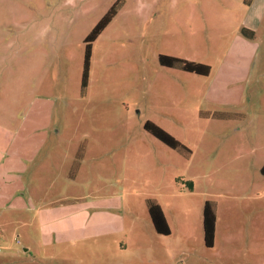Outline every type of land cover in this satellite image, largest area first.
<instances>
[{"label":"rangeland","instance_id":"374dc122","mask_svg":"<svg viewBox=\"0 0 264 264\" xmlns=\"http://www.w3.org/2000/svg\"><path fill=\"white\" fill-rule=\"evenodd\" d=\"M112 7L83 86L87 35ZM245 23L260 28L247 73L252 51L236 41ZM161 53L208 63L211 72L164 65ZM202 110L242 114L223 119ZM147 120L186 143L191 156L150 133ZM80 136L91 150L77 178H67ZM23 147L33 152L22 165ZM10 156L35 202L65 194L85 198L76 208L119 207L101 212L104 223L95 208L84 212L89 225L69 217L67 228L61 223L66 248L21 264H264V0H0L2 192L13 184L3 178ZM33 170L37 180L28 185ZM112 194L119 196L93 200ZM148 197L164 203L170 234L155 230ZM208 198L217 201L213 246L204 242ZM5 202L0 232L34 213ZM99 224L115 232L96 235Z\"/></svg>","mask_w":264,"mask_h":264},{"label":"crops","instance_id":"0c3cea01","mask_svg":"<svg viewBox=\"0 0 264 264\" xmlns=\"http://www.w3.org/2000/svg\"><path fill=\"white\" fill-rule=\"evenodd\" d=\"M243 26L254 29L256 31L255 37L248 38L244 36L241 32V28ZM243 26L240 27L239 32L236 35L237 36L236 41H240L242 44L249 45L252 51L251 52L252 57L250 59V63L246 61L247 63L244 67L246 68V73H247L252 68L253 59L255 58V54L257 53V48H258L257 36L259 34L258 31L260 28L253 24H247V23L243 24ZM242 52L243 54H245L244 51ZM235 54L236 53H232L229 51V55H228L229 59H233ZM246 60H247V55H246ZM82 140H84V138L83 136L82 137L80 136L76 143L80 144V141ZM90 148H91L90 144L88 143L87 151H86V154L83 160H85V157L90 153V150H91ZM32 152H33V149H31V147L30 148L29 147L20 148L16 153V157H19V159L17 160L18 164L21 163L23 165L25 164V162L23 163L22 161H25V160L29 161V157ZM97 152H100V151H97ZM10 160H15V157L11 158L10 156L8 160H5L4 163L6 165H5V171L3 173V178L4 180H10L8 181V184H12V183L13 184L11 186L10 191L2 192V190L0 189V198L6 199V202H5L6 204L4 206H6L7 208L16 209L17 212L19 213H22V212L27 213L28 211H34V213L32 217L29 218V220H22L20 219V217H17L15 218V220H12V223H15V226L13 228V231L11 232L8 230L7 227H3L7 225L10 221L1 222V225L3 228H2V231L0 232V264H17V263L21 264L24 262H30V261L33 262L36 259L43 260L44 258L47 257L46 255H48L53 248H66V245L63 242L68 241V238L63 237L62 234H67L66 233L67 229L64 230L61 227V223L64 226H66L65 228H67L68 224L65 223L64 220L73 216L76 222L80 219L82 221V224L86 222V224L89 225L90 219L85 218L84 212L87 211V208H93V209L95 208L99 212L98 222L104 223L109 219V217H107L106 213L101 214V212L109 211L110 208L112 209L119 208L118 206L116 207L111 206L107 203H101V204H95V205L91 204L88 206L83 205L80 207L78 206L76 208L75 206L78 204L77 202L84 201L85 198H82L81 196L67 197L65 196V194L57 196L55 198H51V199L40 200V203L35 202L36 200L34 199L33 193L30 190H28V186H26V181L23 175L21 174L24 171V168H22V165L20 166H14L12 164L10 165ZM83 160L81 163L80 170L75 178H77V176L79 175L81 171V168L83 166ZM6 161L8 162L6 163ZM72 161H71V164H72ZM70 166H68L69 169H70ZM29 175H30L29 180L31 178L32 180L31 181L27 180L28 185H30V183H34L37 180L34 170H33V174L30 173ZM8 176H10L11 179H9ZM69 177L70 175L68 172L67 178ZM75 178H71V179H75ZM53 182H55L54 179L50 181L49 185H51ZM118 196L119 195H116V194L108 195L106 197L95 196L93 197V200H98V199L108 200L110 198H114ZM161 204L163 206L167 219H169L167 215L166 207L162 201H161ZM53 212H59L60 215L57 217H53L52 216ZM121 215L122 214H119V216ZM37 218H39V223H38L37 229L35 230L33 227H30V226L32 222L34 221V219H37ZM123 222L124 224L121 223V225H118L117 229L119 230L125 229L126 223L124 220ZM21 225L28 226L26 233L19 230ZM98 226L99 227H98V230L96 231L97 232L96 235H106V234L115 232L114 228L112 229L107 228L108 225L104 226V224L102 225L99 224ZM80 236H84V235L81 234L77 237H80Z\"/></svg>","mask_w":264,"mask_h":264},{"label":"trees","instance_id":"16d2710c","mask_svg":"<svg viewBox=\"0 0 264 264\" xmlns=\"http://www.w3.org/2000/svg\"><path fill=\"white\" fill-rule=\"evenodd\" d=\"M253 0H245L247 4H251ZM116 14L115 7L108 10L103 17L96 23L90 33L87 35V52L85 61V71L83 86L87 84L88 69L90 65V57L92 52L93 41L99 36L104 28L109 24ZM241 32L248 38H253L256 35V31L249 27L243 26ZM160 61L162 64L172 67L181 68L183 70L193 71L198 74L207 75L211 72V65L202 61L183 58L177 55L161 53ZM201 114L215 116L223 119L233 118L241 115L240 112L227 111V110H215L206 111L202 110ZM144 127L152 133L159 140L167 144L168 146L178 150L186 156H191L192 149L183 141L178 139L175 135L169 132L167 129L157 124L152 120H147L144 123ZM88 141L84 139L80 142L76 155L70 166L69 175L71 178H75L78 174L82 160L87 151ZM262 172L264 173V164L262 166ZM147 207L152 223L157 232L168 235L171 233V226L164 212L161 202L154 197L147 198ZM216 222H217V201L214 199H206L203 205V232L204 242L207 246H213L216 238Z\"/></svg>","mask_w":264,"mask_h":264}]
</instances>
